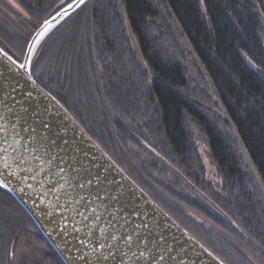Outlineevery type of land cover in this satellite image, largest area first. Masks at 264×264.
I'll return each mask as SVG.
<instances>
[{"label": "trees", "instance_id": "trees-1", "mask_svg": "<svg viewBox=\"0 0 264 264\" xmlns=\"http://www.w3.org/2000/svg\"><path fill=\"white\" fill-rule=\"evenodd\" d=\"M73 1L16 0L19 13L0 0V47L22 62L36 30ZM256 1L258 9L251 0H91L62 21L70 24L51 73L33 75L226 264H264V0ZM222 114L237 130L260 184ZM196 135L206 142L220 185L207 179ZM0 264H64L2 188Z\"/></svg>", "mask_w": 264, "mask_h": 264}, {"label": "water", "instance_id": "water-1", "mask_svg": "<svg viewBox=\"0 0 264 264\" xmlns=\"http://www.w3.org/2000/svg\"><path fill=\"white\" fill-rule=\"evenodd\" d=\"M89 1L74 0L46 20L22 62L0 47V188L25 209L64 264H226L163 210L34 78L38 43ZM222 118L260 184L233 123Z\"/></svg>", "mask_w": 264, "mask_h": 264}, {"label": "rangeland", "instance_id": "rangeland-1", "mask_svg": "<svg viewBox=\"0 0 264 264\" xmlns=\"http://www.w3.org/2000/svg\"><path fill=\"white\" fill-rule=\"evenodd\" d=\"M5 3H7L15 11H17L19 13H24L22 7L18 4V2H16V0H5ZM69 24H70V21L68 20V21L62 22L59 26L57 25L54 29H52L49 32V34L44 36L42 38V40L38 43V45H37V47L35 49V52H34L35 54H34L33 63H32V73H33V75L36 78H38V79L39 78H43L45 75L48 76L51 73V67L53 66V63L57 60V57H58L57 53H56L57 48L60 47V45H59L60 40L63 38V35L65 34L66 29L69 27ZM166 46H167V48L168 47L172 48L173 47V43L166 44ZM187 53L189 55H192L191 52H189V51ZM23 57H22V59H23ZM176 61H178V63L180 62L181 64H183L184 68L186 67V69H187L185 60H183V59H181L179 57L178 59H176ZM195 65H196V62H195ZM197 69H198L197 72H196L197 75L200 76L203 79V81L205 82L204 76L202 75L201 68L199 66H197ZM187 71H188L187 75L190 77L191 71H190L189 67H188ZM141 144H142V146H145V147L148 145L144 141H142ZM196 144L198 146L199 153H200V155L202 156V159H203V163H204V167H205V170H206L207 179L209 181H211L214 185H220L221 184V178L218 175L216 167L212 164V162L209 159L208 148L206 146L205 140H203L201 137L196 135ZM148 149L151 151V153L153 152V148L152 147L149 146ZM156 155L158 156L160 161H162L163 163H166L167 166L169 167L170 164H169V162L167 163V160H164L163 158H161L157 153H156ZM171 168H173V167L171 166ZM158 179H160L161 182H162V180L166 179V178L159 177ZM220 217L224 218L225 221L230 223L231 226L236 231H238L239 233L242 234L241 230H239L237 225L231 223L228 220L227 216H222L220 214ZM220 252L221 253H219V254L223 258L228 260V257L226 256V253H223L224 251H222V250H220Z\"/></svg>", "mask_w": 264, "mask_h": 264}, {"label": "flooded vegetation", "instance_id": "flooded-vegetation-1", "mask_svg": "<svg viewBox=\"0 0 264 264\" xmlns=\"http://www.w3.org/2000/svg\"><path fill=\"white\" fill-rule=\"evenodd\" d=\"M13 253V252H12Z\"/></svg>", "mask_w": 264, "mask_h": 264}]
</instances>
